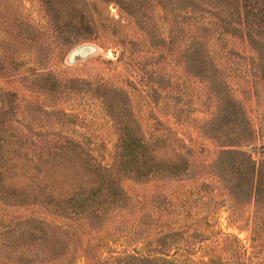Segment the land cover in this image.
Listing matches in <instances>:
<instances>
[{"label":"rangeland","instance_id":"rangeland-1","mask_svg":"<svg viewBox=\"0 0 264 264\" xmlns=\"http://www.w3.org/2000/svg\"><path fill=\"white\" fill-rule=\"evenodd\" d=\"M85 1L94 10L96 32L47 62L71 89L53 94L39 89L42 80L30 78L38 64L37 50L28 43L15 48L19 29L26 37L32 29H45L39 0H0V91L12 93L22 122L29 118L25 111L62 110L64 115L40 111L46 122H64L61 129L53 122L46 130L59 129L78 140L103 164L111 161L117 132L112 111L99 101V95L108 92L124 105L121 114L137 133L173 139L190 167L178 177L121 178L123 200L97 220L69 219L40 203L0 198V239L15 242L12 250L22 252L2 248L0 264H29L28 259H34L31 264H109L125 253L145 251L166 233L170 252L195 264H264V209L257 218L249 194L218 184L211 162L221 147L207 131L223 113L240 108L252 130L242 148L253 159L264 158V88L259 75L264 60L253 59L255 50L234 23V34L211 45L242 59L199 65L187 61L179 55L184 47L177 41L180 32L174 30L169 40L174 16L168 0H130L125 9L111 1ZM33 223L43 225L46 236L27 242ZM56 235L62 239L63 254L46 261V249ZM17 254L27 260H16Z\"/></svg>","mask_w":264,"mask_h":264},{"label":"trees","instance_id":"trees-1","mask_svg":"<svg viewBox=\"0 0 264 264\" xmlns=\"http://www.w3.org/2000/svg\"><path fill=\"white\" fill-rule=\"evenodd\" d=\"M105 1L125 9L130 0ZM168 1L174 16L169 40L174 38V30L180 32L177 41L184 47L180 48L179 55L187 61L199 65L206 60L242 59L243 56L235 52L220 51L211 45L225 34H234V23L255 50L253 59L264 60V0ZM39 2L46 17L45 29H32L27 37L19 29L14 38L15 48L28 43L27 46L37 50L38 64L30 78L42 80L41 91L53 94L71 91L62 84L66 80L59 79L46 64L72 44L94 36V10H89L85 0ZM259 75L264 88V70ZM9 94L12 93L0 91V198L3 200L36 202L69 219L97 220L102 212L118 206L123 200L121 178L178 177L190 167L189 158L173 139L156 134L144 138L137 133L121 114L124 105L113 96L99 95V101L112 111L109 116L117 128L111 161L103 164L81 142L60 132L63 121L46 122L40 114L42 111L64 115L62 110L25 111L29 118L22 122ZM221 118L207 127L211 138L217 139L221 147L211 162L217 168V174L214 170L212 174L218 177V184L225 190L237 189L249 194L247 199L254 203L258 218L264 209V158L253 159L250 151L242 148L252 132L243 110L238 108L223 113ZM53 122L59 129L49 132L46 127ZM27 234V242H38L44 239L46 231L43 225L33 223ZM167 236V233L159 236L153 246L149 245L143 252L125 253L109 264H195L190 259H181L174 250L170 252L172 245L165 239ZM53 239V245L46 249V261H54L63 254L61 237L56 235ZM10 241L0 239V251L3 248L21 254L12 250L15 242ZM18 254L15 259L22 260L23 256ZM31 260L34 259H28Z\"/></svg>","mask_w":264,"mask_h":264},{"label":"water","instance_id":"water-1","mask_svg":"<svg viewBox=\"0 0 264 264\" xmlns=\"http://www.w3.org/2000/svg\"><path fill=\"white\" fill-rule=\"evenodd\" d=\"M78 52L77 51H74L73 54H77Z\"/></svg>","mask_w":264,"mask_h":264}]
</instances>
